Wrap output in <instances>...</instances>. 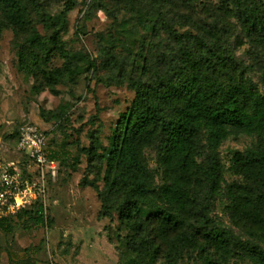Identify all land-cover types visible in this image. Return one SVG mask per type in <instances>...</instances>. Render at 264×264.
I'll use <instances>...</instances> for the list:
<instances>
[{"label":"trees","instance_id":"trees-1","mask_svg":"<svg viewBox=\"0 0 264 264\" xmlns=\"http://www.w3.org/2000/svg\"><path fill=\"white\" fill-rule=\"evenodd\" d=\"M225 1L251 43L248 65L235 58L217 32L180 31L161 20L168 0H145L144 5L120 0L134 8L138 27L157 34L162 29L167 40L153 48H144L141 40L136 75L128 80L135 97L119 116L109 146L93 141L80 149L93 166L81 184L96 190L99 216L117 213V239L142 260L154 255L164 264H177L192 251L199 264H231L238 258L264 264V0ZM74 4L0 0V32L14 35L17 70L51 91L76 73L64 39ZM250 70L258 74L261 88ZM239 134L254 141L233 157L241 180L225 184L220 147ZM148 148L156 152V170L147 162ZM46 152L58 163L59 154L47 145ZM221 197L229 200L232 225L212 215ZM24 211L29 219L44 221L42 201Z\"/></svg>","mask_w":264,"mask_h":264},{"label":"rangeland","instance_id":"rangeland-1","mask_svg":"<svg viewBox=\"0 0 264 264\" xmlns=\"http://www.w3.org/2000/svg\"><path fill=\"white\" fill-rule=\"evenodd\" d=\"M103 2L108 9L103 8ZM62 4L60 1L55 8ZM230 9L225 0H168L160 18L180 31L198 33L205 28L217 32L235 58L248 65L252 46ZM134 14V8L120 0H75L67 13L64 39L76 73L54 91L17 70L14 35L10 30L0 32V158L14 157L15 132L22 123H36L47 131V147L59 154L58 176L50 182L42 201L44 221L29 219L26 211L0 220V264H164L160 256L142 260L129 251L115 234L117 213L99 216L101 202L96 190L81 184L93 166L89 167L80 149L93 141L109 146L119 116L135 97L128 80L136 75L134 60L141 40L144 48L167 40L162 29L157 34L138 27ZM39 28L42 30L41 25ZM249 74L261 88L258 74L251 70ZM253 141L254 137L246 134L223 141L220 153L225 184L241 180L232 168L233 157ZM145 156L149 167L156 170L155 150L146 149ZM155 180L160 183L161 176ZM228 203L226 197L217 198L212 215L232 225ZM191 253L177 264H199V258ZM231 264H250V260L233 259Z\"/></svg>","mask_w":264,"mask_h":264},{"label":"built area","instance_id":"built-area-1","mask_svg":"<svg viewBox=\"0 0 264 264\" xmlns=\"http://www.w3.org/2000/svg\"><path fill=\"white\" fill-rule=\"evenodd\" d=\"M17 131L14 157L0 158V220L43 201L59 173L58 163L46 152L45 130L36 123H22Z\"/></svg>","mask_w":264,"mask_h":264}]
</instances>
